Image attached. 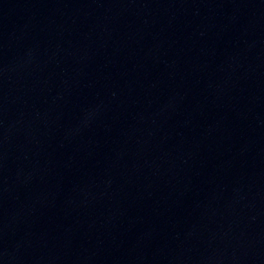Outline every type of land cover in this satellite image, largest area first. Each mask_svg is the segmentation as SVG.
<instances>
[{"label":"water","instance_id":"1","mask_svg":"<svg viewBox=\"0 0 264 264\" xmlns=\"http://www.w3.org/2000/svg\"><path fill=\"white\" fill-rule=\"evenodd\" d=\"M0 264H264V0H0Z\"/></svg>","mask_w":264,"mask_h":264}]
</instances>
